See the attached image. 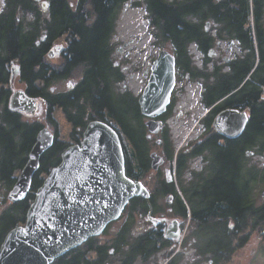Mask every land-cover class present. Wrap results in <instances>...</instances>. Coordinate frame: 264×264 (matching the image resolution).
<instances>
[{"label": "trees", "instance_id": "16d2710c", "mask_svg": "<svg viewBox=\"0 0 264 264\" xmlns=\"http://www.w3.org/2000/svg\"><path fill=\"white\" fill-rule=\"evenodd\" d=\"M43 1L49 4L45 14L40 7ZM129 1L3 0L0 9V185L8 189L13 185L14 174L26 164L36 137L45 126L38 121L24 120L21 113L10 110L14 93L10 69L16 64L18 83L29 98L42 102L46 124L54 125L57 131L53 119L57 109L71 124L78 140L87 122L106 123L122 141L127 177L140 181L149 192V200L135 198L125 208V228L119 235L122 243L115 247L121 253V264L137 261L147 264L168 247L165 225H162L147 229L132 242L130 250H122L136 220L140 216L152 218L160 212L158 199L166 194L176 197L174 216L181 218L182 228L190 216L189 227L194 229L186 237L185 245L192 237L198 252L211 254L217 260L224 256L230 261L235 251L245 248L251 233L264 230V203L256 205L250 200L253 182L260 173L258 170L255 174V167L246 171L251 168L246 165L248 153H264V102L260 100L264 86V0H144L149 31L155 40L153 45L171 52L181 80L204 79L202 105L213 107L202 122L205 132L201 144L191 145L175 162L181 195L174 183L167 184L161 174L149 168L144 116L140 113L138 98L130 92L118 93L114 88L123 81L124 75L114 68L112 55L116 48L111 40L120 10ZM132 5L141 6L137 2ZM208 22L216 30L217 39L211 37L210 29L206 31ZM43 35L45 40L41 41ZM216 40H236L247 54L229 62L227 73L216 65L212 72L194 68L187 54L188 46L192 43L197 46L206 65L214 62L209 56ZM57 44H62L64 49L59 56L50 58L49 53L55 51ZM59 81H71L73 88L52 92L53 85ZM172 107L173 104L160 118L162 124L171 116ZM225 110L248 115L246 128L238 138L226 139L213 129L214 120ZM165 141L171 170L173 148L168 130H165ZM63 148L57 140L41 156L32 188L23 202L3 201L2 206H7L0 216V246L7 233L24 221L35 192L50 170L58 165ZM55 151L57 155L53 158L51 152ZM199 156L206 166L202 172L192 174L186 186L182 177L188 163ZM147 178L152 181L147 183ZM79 251L76 248L66 253L53 264H79L84 255L82 249L78 255ZM106 256L107 252H100V261ZM171 256L165 253L163 257ZM175 256L168 264H179L180 256Z\"/></svg>", "mask_w": 264, "mask_h": 264}, {"label": "water", "instance_id": "95a60500", "mask_svg": "<svg viewBox=\"0 0 264 264\" xmlns=\"http://www.w3.org/2000/svg\"><path fill=\"white\" fill-rule=\"evenodd\" d=\"M40 7L45 12L49 4L43 1ZM209 25L206 24V31ZM40 40L44 41L45 35ZM231 44L232 41H228L229 47ZM121 51V48L116 49L117 53ZM49 56L54 58V52L51 51ZM209 57L215 58L216 53L211 52ZM175 64L174 56L168 50H161L138 97L140 113L148 119L145 123L148 137L158 134L162 128L155 118L163 115L170 105L176 80ZM72 87L71 83L67 84L68 89ZM36 106V100L29 98L23 90H16L9 102L10 110L21 114H33ZM247 123L246 112L225 110L212 126L221 136L235 139L243 133ZM53 139L48 125L38 133L26 164L8 192L10 203L26 198L32 178L39 169L40 158L52 146ZM150 159L152 170H158L164 164L157 153H151ZM165 180L172 183L169 170L165 172ZM134 198L149 200L150 195L140 181L126 177L118 134L106 123L92 121L86 126L80 144L63 151L60 163L50 170L35 192L25 224L5 236L0 246V264H52L89 238L99 236L108 224L119 219ZM166 204H170L169 199ZM176 228L177 223H171L165 238L175 239Z\"/></svg>", "mask_w": 264, "mask_h": 264}, {"label": "rangeland", "instance_id": "374dc122", "mask_svg": "<svg viewBox=\"0 0 264 264\" xmlns=\"http://www.w3.org/2000/svg\"><path fill=\"white\" fill-rule=\"evenodd\" d=\"M73 1V0H70ZM171 1V0H168ZM3 0H0V9L3 6ZM139 3L141 4L140 7H134L132 4L133 3ZM44 14L47 11H42ZM123 16H129L131 19L129 20V24L134 27V29L129 32V33H120V26H122V18ZM30 20V18L28 17ZM121 24V25H120ZM212 25V24H210ZM250 25L252 26V22L250 21ZM213 29V27H211ZM154 38L150 34L149 31V24L147 21V13L145 11V4L144 0H131L126 7V10L123 11V8L120 10V14L118 16V19L115 23V33L112 37L111 43L115 46V48H121L122 51L121 53H114L112 55V61L114 64L117 65V67L122 69L123 75H124V82L116 85L114 88L118 93H122L125 91H131L129 90L128 87H126V83L130 80H134L135 83H139V81L143 80L144 78V71L147 70L149 67V61L153 59L154 54L156 52H160L159 47L154 46ZM64 46L62 44H57L55 47L54 54L55 56H59L60 53L63 51ZM167 50V49H166ZM188 51V49H187ZM190 55V52H188ZM54 56V57H55ZM192 52H191V57H192ZM11 88L13 91L16 90H21L23 89V86L18 83L17 76H18V68L16 64H13L11 66ZM179 81H183L177 77ZM73 83L71 81H59L53 85V90L56 92L64 91L67 88V84ZM73 88V87H72ZM68 89V88H67ZM71 90V89H69ZM132 92V91H131ZM140 94V93H139ZM37 106H36V111L29 115V114H22L24 120L28 121H38L43 123V125L46 124L45 122V108L40 100H37ZM53 119L57 123V132H58V139L61 141H66L69 138L70 132H71V124L66 120L64 115L61 113L59 110H55L53 114ZM179 119H181V116H179ZM188 119V118H187ZM186 119V125L187 122H189V119ZM143 124L145 120L142 121ZM52 129H55L54 125H50V132ZM160 156V155H159ZM254 157L253 155L247 156L246 160V165L248 167H253L255 164L253 163L252 158ZM203 166L202 163L194 161L190 164L191 168H199ZM206 166V163H204L203 169ZM256 167V166H254ZM164 168V167H163ZM257 168V167H256ZM202 169V170H203ZM258 169V168H257ZM260 172L264 171V169H258ZM261 174H263L261 172ZM18 175V172L14 174L16 177ZM191 180L190 177L183 176L182 177V183L184 185H188L189 181ZM179 181H178V188L176 187V191L178 192L179 195H181L180 190H179ZM9 189L6 188L5 185H0V208H5L7 204L3 207V201L6 200L5 203H7V194H8ZM264 191V180L262 181L260 179V175H258V179L253 182V194L250 196V200L252 203H255L256 205H260L261 203V192ZM158 206L159 207H165V198L161 197L158 199ZM0 209V211H1ZM159 216V215H158ZM157 218V217H156ZM166 218V215L164 216ZM165 220V219H164ZM151 221L145 222L144 220H136L135 227L139 228L141 226H145L146 228L148 226H151ZM188 222H186L185 226L183 229L187 226L186 230L183 233L182 229V235H179L178 239L175 242H178L180 244L181 240L186 238L188 236V231L194 229L192 226L189 227ZM117 224L114 225V228H116ZM136 231V230H135ZM259 231L256 230L254 233H251L250 239L245 246L244 249L240 250L234 257L235 261L231 262L229 264H246L249 262V260L252 258L254 255L256 248H257V242L259 241ZM179 250L180 260L179 264H193L197 260V256L194 252L193 246H188L186 245L185 247L176 248L175 252ZM117 262V257L113 258L109 261V264H116ZM135 264H143V262L137 261ZM147 264H164L163 258L159 256H155L148 262ZM260 264V263H258ZM264 264V260H263Z\"/></svg>", "mask_w": 264, "mask_h": 264}, {"label": "flooded vegetation", "instance_id": "af4514ba", "mask_svg": "<svg viewBox=\"0 0 264 264\" xmlns=\"http://www.w3.org/2000/svg\"><path fill=\"white\" fill-rule=\"evenodd\" d=\"M129 2H127V3H129ZM154 60L155 59L150 60V64H149L148 69L144 71V82H143L142 90L144 89V87L147 84V81H148V78H149V74H150V68H151V65L154 62ZM114 68L119 69L116 64H114ZM119 70L122 72L121 68ZM176 72H177V68H176ZM117 84L118 83H116L114 86H116ZM125 92H127V91H125ZM125 92H122L121 94H123ZM173 102H174V99H173V97H171L170 105ZM122 105L127 109V105H125V104H122ZM170 105L167 107V109L170 107ZM161 117H162V115L160 117L155 118V121H159L161 123V125H162V128H161L160 132L158 134L152 135L150 137H148L149 136V132H148L147 127L145 126V123L147 122L148 119L146 117H143V120H145L144 128H145V139H146V148H147L146 156L150 160L149 168H150V163H151L150 154L151 153H157L158 155H160L163 158L164 164L158 170H152L151 168H150V170L153 171V172H156L157 175L161 174L162 175V179H165V172L167 170H169L170 166H169L168 153H167L168 144L166 143V141L164 142L165 130L167 131V127H166V125L162 124V122L160 120ZM89 123H90V121L87 122L86 126ZM83 132H84V130H83ZM83 132L80 135H78V140H76L75 139L76 133H75V135H73V129H72V126H71V132H70L68 140L61 141V140L58 139V132L56 131V129H52L51 133L53 134L54 139H53V144H52V146L49 149H51L53 147V145L56 143L57 140L60 142L61 146L64 147L62 152L59 154V162H58V164L61 161V154L63 153V151L65 149H67L70 146L79 145L80 144V142L82 140ZM56 133H57V135H56ZM120 141H121V139H120ZM121 143H122V141H121ZM200 144H201V140L196 142V145H200ZM122 146H123V144H122ZM51 153H52L53 158L57 155V151L51 152ZM251 153L253 154L254 151H251L250 154ZM256 167L253 169L255 174L258 171ZM248 168H250V167H248ZM251 169H252V167L250 169H246V171L251 170ZM20 171L21 170L18 171V175H19ZM125 173H126V171H125ZM17 176L14 177L15 181L17 179ZM151 176H153V174H151ZM32 180H33V178H32ZM146 181L148 183V182H150L152 180L150 178H147ZM14 183H13V185H14ZM167 184L170 185L171 183H167ZM13 185L9 188V190L13 187ZM31 188H32V183H31ZM31 188H30V190H31ZM260 195H261V200H262L261 203H260V205H261L262 203H264V191H262ZM164 197H165V204H166V200L167 199L170 200V204H168V205L166 204V206L164 207L165 208L164 211H162L160 209V207L158 206L160 212H158L157 214L152 216V218H150V217L142 218V216H140L139 220L141 219V220H144L145 222H149V220H150L152 222L151 226H148L147 228L145 226H141L139 228L134 226L132 228L131 232H130V235L127 236L126 241L122 244V250L123 251L130 250L131 249L130 245L132 244V242L134 240H136V239H139L143 235V233L146 232L147 229H150V228H155V227H159V226L165 225V229H164V238H165V233H166V230H167L168 226L171 223L176 222L177 223V228H176L177 229V235H176V238L175 239H166L165 238V240H167V244L166 245L168 247H166L163 251H161V256H164L165 253H171L172 256H175V241L177 240V238L180 235V230H181V226H182V220H181V218H178V217L174 216V214H176V211L174 209V204H175L176 197L173 194H166ZM6 198H7V196H6ZM23 201H21V202H23ZM21 202H18V203H21ZM7 203L8 204H17V203H9V202H7ZM5 210H6V208H2L1 209L0 216H2V214L5 212ZM26 213H27V211L24 214V221L19 223L18 226H22V225L25 224ZM123 214H125V209L123 210V213L121 214L119 219L117 221H115V222L110 223L105 228L103 233H101L97 237L89 238L85 243H83L81 246L78 247V248H80V251L78 252V255H81V249H82V254H84L83 256L80 257L79 264H99L98 262H100V264H109V261L111 259H113V258H116V257H117L116 264H121L122 263L121 253L115 247H117L119 244L122 243V240L119 238V235L122 234L121 230H123L125 228V216ZM165 215H166V218H164ZM115 224H117L116 228H114ZM127 229H128V227L126 228V230ZM191 231L189 229L188 236H190V232ZM262 234H263V236H262ZM258 235H259L260 238H259V241L257 242L258 244H257L256 251H255L254 255L252 256V258L249 260V262H247L246 264H258V263L263 264V260H264V230H262ZM152 240H154V238ZM195 244H196V240L191 237L190 241H188L186 245L195 246ZM158 245H160V244H158ZM186 245H184V247ZM193 248H194V252H195V254L197 256V260L193 264H229V263L235 261L234 257H236L235 255L240 251V250L235 251V253H234L233 257H231L230 261H227L224 256H222L220 260H217L211 254L203 255L202 253L198 252L196 247H193ZM102 251L103 252H107V256L104 258V260L100 261V252H102ZM175 257H177V255Z\"/></svg>", "mask_w": 264, "mask_h": 264}, {"label": "built area", "instance_id": "2783aa9c", "mask_svg": "<svg viewBox=\"0 0 264 264\" xmlns=\"http://www.w3.org/2000/svg\"><path fill=\"white\" fill-rule=\"evenodd\" d=\"M252 22V20H251ZM212 37L216 36V30L213 29L210 31ZM217 51V66H223V72H228L229 68L226 66V60L234 61L236 59H242L246 54V50H242L237 41H233L231 47L225 41H219L216 46ZM188 52H190V59L192 65L201 70L205 69L209 72L212 71L214 63L203 64V54H201L195 44H191L188 47ZM192 52V57H191ZM158 56V52L154 54V58ZM150 64V61H149ZM148 69V68H147ZM143 80L139 83H135L134 80H130L126 83V87L131 90L134 95H138L143 88ZM204 80L198 79L192 82L180 83L177 82L174 88V98L175 106L172 110V116L167 121L168 128L173 141L174 149V159L179 154L180 151L188 147L189 144L194 143L203 133L204 128L201 124L204 117L212 109L205 108L201 105V96L204 93L203 87ZM260 99L264 102V86L261 87ZM181 116V119H179ZM189 119L186 125V119ZM187 119V120H188ZM253 163L258 166L259 169H264V155H256L252 158ZM194 161L200 162L203 164L202 158H194L190 164ZM189 164V170L186 173V176H190L192 172H200L202 167L191 168ZM175 174V172H174Z\"/></svg>", "mask_w": 264, "mask_h": 264}, {"label": "bare ground", "instance_id": "6f19581e", "mask_svg": "<svg viewBox=\"0 0 264 264\" xmlns=\"http://www.w3.org/2000/svg\"><path fill=\"white\" fill-rule=\"evenodd\" d=\"M131 18L129 16H123L122 18V26H120V33L123 34V33H129L131 32L134 27H132V25L129 24V20ZM121 25V24H120Z\"/></svg>", "mask_w": 264, "mask_h": 264}, {"label": "crops", "instance_id": "0c3cea01", "mask_svg": "<svg viewBox=\"0 0 264 264\" xmlns=\"http://www.w3.org/2000/svg\"><path fill=\"white\" fill-rule=\"evenodd\" d=\"M257 170H258V169H257ZM261 172H262V173H263V175H264V171H261ZM261 172H259L260 174H258V175H260V179L263 181V180H264V178H263V177L261 178ZM258 175H257V179H258ZM257 179H256V180H257Z\"/></svg>", "mask_w": 264, "mask_h": 264}]
</instances>
